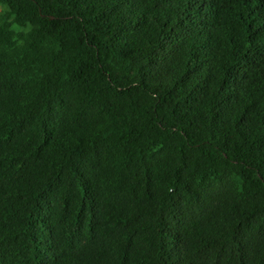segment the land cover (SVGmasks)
<instances>
[{
  "label": "trees",
  "instance_id": "obj_1",
  "mask_svg": "<svg viewBox=\"0 0 264 264\" xmlns=\"http://www.w3.org/2000/svg\"><path fill=\"white\" fill-rule=\"evenodd\" d=\"M0 264H264V0H0Z\"/></svg>",
  "mask_w": 264,
  "mask_h": 264
}]
</instances>
